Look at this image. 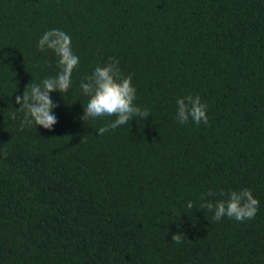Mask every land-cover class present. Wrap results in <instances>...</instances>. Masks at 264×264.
Instances as JSON below:
<instances>
[{
    "label": "trees",
    "instance_id": "1",
    "mask_svg": "<svg viewBox=\"0 0 264 264\" xmlns=\"http://www.w3.org/2000/svg\"><path fill=\"white\" fill-rule=\"evenodd\" d=\"M52 29L79 66L53 129H21L15 96L60 71ZM110 57L150 116L99 135L116 117L82 121L80 83ZM188 95L206 125L177 122ZM245 188L252 219L202 207ZM0 264H264V0H0Z\"/></svg>",
    "mask_w": 264,
    "mask_h": 264
},
{
    "label": "clouds",
    "instance_id": "2",
    "mask_svg": "<svg viewBox=\"0 0 264 264\" xmlns=\"http://www.w3.org/2000/svg\"><path fill=\"white\" fill-rule=\"evenodd\" d=\"M38 47L41 51L50 49L56 54L60 71L54 77L44 78L39 84L29 83L21 95L15 96V103L20 105L17 110L24 113L20 122L21 129L34 122L36 126L52 130L58 122L53 112L58 104L53 101L50 93L68 92L72 85V73L79 66V57L72 51L71 36L60 29L45 32L39 40ZM118 64V60L110 57L107 64L96 66L91 75L80 83L83 93L89 97L86 107H83L84 114L80 117L82 121L96 120L102 116L116 117L110 124L97 129L99 135L127 125L133 118L146 120L150 116L147 110H142L134 103L136 88L132 84V75H122ZM176 103V120L179 124H187L190 119L197 126L202 122L205 125L208 123L207 104L200 96L188 95L177 99ZM12 118H16L15 113ZM213 195L211 191L207 193V196ZM227 196L226 200L216 201L215 204L208 202L202 205L214 210V221L219 222L223 217H228L242 222L255 217L260 202L250 189L231 191ZM192 207V203L189 202L188 208ZM182 237L177 233L172 236V240L180 244Z\"/></svg>",
    "mask_w": 264,
    "mask_h": 264
}]
</instances>
